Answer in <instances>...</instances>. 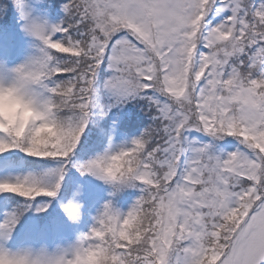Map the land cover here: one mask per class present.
I'll use <instances>...</instances> for the list:
<instances>
[{"label": "snow or ice", "instance_id": "obj_1", "mask_svg": "<svg viewBox=\"0 0 264 264\" xmlns=\"http://www.w3.org/2000/svg\"><path fill=\"white\" fill-rule=\"evenodd\" d=\"M39 3L0 61V264H264V0Z\"/></svg>", "mask_w": 264, "mask_h": 264}, {"label": "rangeland", "instance_id": "obj_2", "mask_svg": "<svg viewBox=\"0 0 264 264\" xmlns=\"http://www.w3.org/2000/svg\"><path fill=\"white\" fill-rule=\"evenodd\" d=\"M32 3L28 2V0H0V16L4 18H9L11 15H13V18H17L18 22L23 20L22 18H19L17 12L20 11V15H23L22 10L25 9L26 12L30 15L32 19H47L49 22H55V16L49 17L44 16L42 14L41 8L38 7L39 0H32ZM5 21V19H3ZM24 23L19 24L21 27ZM15 25V23H12V27ZM6 26L2 21H0V61H4L8 64V66L14 67L24 60V50L25 48H28L29 51L34 50V46L37 43L34 41L31 37H27L24 35L22 31H13V34H9L5 32ZM9 43H11V46L13 48V52L10 56L5 58V54L3 51V48L7 46ZM206 140L207 138L204 137ZM25 174L24 172H16V173H10V175H22ZM0 178H2V175H0ZM136 197L133 196L129 200L124 202V199L115 201L114 198H112L114 207H116L120 211H127L128 207L130 206L131 202ZM19 200L20 198H16ZM105 203V198L99 199L95 204H93L91 207L88 206V210L84 208V214H81V222H80V231L86 232L91 225L94 222V218L102 211L103 204ZM75 237L73 236L72 239ZM15 247V246H14ZM50 247H55V245H51Z\"/></svg>", "mask_w": 264, "mask_h": 264}, {"label": "trees", "instance_id": "obj_3", "mask_svg": "<svg viewBox=\"0 0 264 264\" xmlns=\"http://www.w3.org/2000/svg\"><path fill=\"white\" fill-rule=\"evenodd\" d=\"M53 16H55V15H53ZM22 173H23V172H22ZM0 175H3V174H0ZM77 175H79V173H77ZM67 179H68V176L66 175V176H65V180H67ZM80 179H81V180H84L85 178H84V177H81ZM88 179H92V178H88ZM67 198H68V199H71V194H69ZM114 200H115V201H118L116 198H114ZM120 200H121V199H120ZM127 200H129V199H124V202L127 201ZM13 207H15V205H13ZM84 208H86V209L88 210V206H83V208H82V213H81V214H84Z\"/></svg>", "mask_w": 264, "mask_h": 264}]
</instances>
